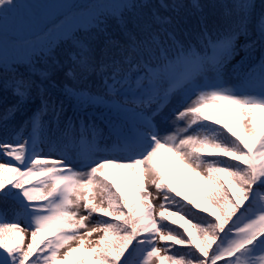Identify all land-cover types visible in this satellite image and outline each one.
<instances>
[{"label":"snow or ice","instance_id":"6c2138e0","mask_svg":"<svg viewBox=\"0 0 264 264\" xmlns=\"http://www.w3.org/2000/svg\"><path fill=\"white\" fill-rule=\"evenodd\" d=\"M255 7L0 0V89L14 98L0 114V264H264ZM241 51L249 63L237 68ZM34 97L31 131H10ZM169 176L195 183L218 211Z\"/></svg>","mask_w":264,"mask_h":264},{"label":"trees","instance_id":"16d2710c","mask_svg":"<svg viewBox=\"0 0 264 264\" xmlns=\"http://www.w3.org/2000/svg\"><path fill=\"white\" fill-rule=\"evenodd\" d=\"M152 2L158 3V0H152ZM184 2L188 3L189 0H184ZM217 2H219V0H202V3H204V4H212V3H217ZM253 2L256 6L255 12L257 14H259L261 11H264V0H253ZM243 42H244V40L242 38L241 43H243ZM68 48H69V43H67V42L61 43L60 46L57 47L56 51H57V55H58L59 59H61V60L65 59V55L68 51ZM240 62H242L244 64L249 63L247 57H244L243 61H240ZM239 67H240V64H238V68ZM14 71H18L22 74L27 75L33 71V66L20 64L17 69H14ZM62 83H63V76L61 75V76H58L56 78V85L57 86L53 90L54 93H58L61 90ZM97 86H99V84H97ZM12 103H14V98L11 95V93L4 92L2 89H0V114H2L5 110V108L8 107L9 105H11ZM39 106H40L39 105V98L34 97L32 102L28 103L23 108L22 111L16 113L13 120L9 121V124H8L9 130L11 131L12 129H16L17 131H22V134L27 135L28 132L31 131V128L26 122L29 120V118L32 116V114L37 110V108ZM43 119H47V116L43 117ZM4 134L5 133H4V128H3V121L0 120V137L4 136ZM224 178L227 179L226 176ZM194 188L196 191L202 193V195H203V192L197 189L196 184H195ZM200 188H203V186H201ZM204 198H205V196H204ZM209 203H210V201H209ZM210 206H211V211H213V212H214V210H215V212L218 211L215 208V206H213L211 203H210ZM2 207H3V205L0 204V208H2ZM189 207H191V205H189ZM171 210L176 211L175 208H173ZM193 211L199 212L201 215H205V213H203L200 209L193 208ZM188 219H191V217H188Z\"/></svg>","mask_w":264,"mask_h":264},{"label":"rangeland","instance_id":"374dc122","mask_svg":"<svg viewBox=\"0 0 264 264\" xmlns=\"http://www.w3.org/2000/svg\"><path fill=\"white\" fill-rule=\"evenodd\" d=\"M42 2H51V0H42ZM75 2L79 3V4H85V3H92V2H94V0H75ZM243 56H244V54L241 51L239 53V55L236 56L235 59L231 62V64L236 66V64L239 62V60ZM231 70H232V68H231V65H230L229 72H231ZM239 134L241 136H243L244 139H246V140L249 139L247 137V135H245L243 132H240ZM5 159H6V157L0 156V162H4ZM108 171H109L110 174L117 172V170H115V169H109ZM196 179L197 178L193 177L194 181ZM168 180L175 187H177L178 190H180L182 193H184V195L188 196L190 199H193V200L197 201L202 206V208L203 207H207V208L211 209L210 204L208 202H205L204 199L202 198V196L199 193H196L194 191L195 183H185L182 179H180L178 177H172V176H169ZM201 186H203L202 183H200V187ZM157 210H159V209H157ZM214 212H215V210H214ZM171 218L174 219V220H178L179 222H181L183 224H185L187 222V220H181L179 216H173ZM189 228H190V225H189ZM190 230H191V228H190ZM92 238L95 239V234L93 235ZM137 260H138V257H136V256L131 257V261H132L133 264H136Z\"/></svg>","mask_w":264,"mask_h":264}]
</instances>
